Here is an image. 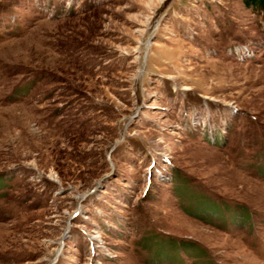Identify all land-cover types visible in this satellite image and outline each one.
I'll return each instance as SVG.
<instances>
[{"label":"rangeland","instance_id":"1","mask_svg":"<svg viewBox=\"0 0 264 264\" xmlns=\"http://www.w3.org/2000/svg\"><path fill=\"white\" fill-rule=\"evenodd\" d=\"M0 264H264V15L0 0Z\"/></svg>","mask_w":264,"mask_h":264},{"label":"trees","instance_id":"2","mask_svg":"<svg viewBox=\"0 0 264 264\" xmlns=\"http://www.w3.org/2000/svg\"><path fill=\"white\" fill-rule=\"evenodd\" d=\"M241 2L247 7L260 11L264 15V0H241Z\"/></svg>","mask_w":264,"mask_h":264}]
</instances>
